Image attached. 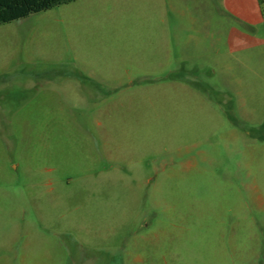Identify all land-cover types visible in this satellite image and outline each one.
Returning a JSON list of instances; mask_svg holds the SVG:
<instances>
[{"label": "rangeland", "instance_id": "rangeland-1", "mask_svg": "<svg viewBox=\"0 0 264 264\" xmlns=\"http://www.w3.org/2000/svg\"><path fill=\"white\" fill-rule=\"evenodd\" d=\"M239 22L74 0L0 24V264H264V44H227L264 27Z\"/></svg>", "mask_w": 264, "mask_h": 264}, {"label": "crops", "instance_id": "crops-1", "mask_svg": "<svg viewBox=\"0 0 264 264\" xmlns=\"http://www.w3.org/2000/svg\"><path fill=\"white\" fill-rule=\"evenodd\" d=\"M222 5L224 11L235 17L238 22L242 21L250 28L264 27V0H222ZM227 44L231 50L241 51L264 44V36L233 24L227 34ZM132 253L131 246L126 245L119 249L116 255L112 254V259L118 260L120 264H126L128 260L136 263L144 261L141 253L136 254L134 258Z\"/></svg>", "mask_w": 264, "mask_h": 264}, {"label": "trees", "instance_id": "trees-1", "mask_svg": "<svg viewBox=\"0 0 264 264\" xmlns=\"http://www.w3.org/2000/svg\"><path fill=\"white\" fill-rule=\"evenodd\" d=\"M71 1L74 0H0V24Z\"/></svg>", "mask_w": 264, "mask_h": 264}]
</instances>
